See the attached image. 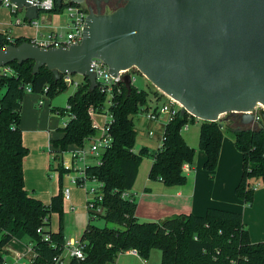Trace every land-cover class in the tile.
<instances>
[{"label":"trees","instance_id":"1","mask_svg":"<svg viewBox=\"0 0 264 264\" xmlns=\"http://www.w3.org/2000/svg\"><path fill=\"white\" fill-rule=\"evenodd\" d=\"M68 5L66 1L58 5L54 0L53 7L46 12L61 13ZM6 35L0 32V47L32 41L17 37L9 42ZM8 65L13 72L0 75V250L12 239L28 237L33 254L31 264H54L53 258L62 254L65 243L61 187L48 203L25 188L23 159L28 148L23 143L20 118L25 86L30 87V92L53 98L68 85L62 78L56 79L46 66L33 73L32 60ZM118 87L109 107L113 115L109 128L111 146L102 153L101 163H93L87 170L104 184L102 211L94 217L88 213L86 227L79 238L86 243L84 258L69 257L65 264H112L120 253L132 248L142 258H147L153 249L160 250V264H264V246L262 242L250 240L239 212L208 207L203 215L179 214L160 221L137 218V202L131 189L139 161L148 150L142 147L138 152L133 151L136 130L131 116L148 109L149 91L133 84L130 91L124 84ZM105 100L106 94L98 88L89 89V81L82 77L79 86L68 96L69 112L64 113V107L51 108L55 113L59 109L61 115L69 118L61 128V137L50 140V153H60L70 145L86 144L97 129L91 124L88 108L101 109ZM196 119L181 109L168 122L163 144L150 153L149 179L168 186L185 183L182 167L184 163H192L195 150L183 138L181 127ZM223 123L200 120L198 147L204 151L203 169L208 173L217 167L224 130L229 129ZM240 125L243 124L240 122ZM245 126L233 128L231 132L235 148L242 156V174L235 194L250 204L254 195L252 183L255 180L264 183V125ZM59 173L61 178L60 168ZM252 179L255 180L252 182ZM123 193L129 196L124 198ZM53 212L59 215L56 231L50 229ZM96 217L114 226H95L91 220ZM45 234L48 239L44 238Z\"/></svg>","mask_w":264,"mask_h":264},{"label":"water","instance_id":"2","mask_svg":"<svg viewBox=\"0 0 264 264\" xmlns=\"http://www.w3.org/2000/svg\"><path fill=\"white\" fill-rule=\"evenodd\" d=\"M1 1V0H0ZM87 4L88 0H55ZM28 20L40 11L33 0H10ZM87 6L82 39L68 47H42L33 41L0 47V66L32 60L56 79L79 74L96 87L91 60L100 59L113 76L122 72L128 91L136 68L161 93L199 120L238 114L243 125L264 107V0H124ZM264 125V110L260 109ZM256 127V126H255Z\"/></svg>","mask_w":264,"mask_h":264},{"label":"rangeland","instance_id":"3","mask_svg":"<svg viewBox=\"0 0 264 264\" xmlns=\"http://www.w3.org/2000/svg\"><path fill=\"white\" fill-rule=\"evenodd\" d=\"M110 9H107L109 11ZM112 10V9H111ZM70 30V22L68 21V26L65 29L61 30L60 33L65 36L67 32ZM131 78L132 84L139 89H144L149 91L148 101L156 102L160 105L163 102L167 101V98L164 95L159 96L160 91L156 89L152 83L145 78L136 68H130L127 71ZM76 80H81L82 76L79 74H73ZM76 90L74 85L68 84L67 88L55 95L53 98H49L46 95L36 94L30 91L24 92L23 96V107L21 110V118H20V127L22 131L26 128L25 133V146L28 148V153L25 156L26 164H25V188L27 191L33 195L41 199L44 203H48L52 193H56L59 187L64 188L68 186V174L62 175L60 178L58 170L56 167H59L61 163V159L58 158V155L61 156L60 153L50 154L48 155V150H52V145L49 143L47 145V140L45 142H41L40 140H35V135L29 133V127H34L33 119L35 118L37 121H41V127L44 132L49 131L51 139H56L61 137L62 135V126L64 121L68 120V116L65 114L59 115L53 111L51 108L64 107L67 104L68 96L71 95ZM163 94V93H162ZM39 100H43V104H39ZM263 106L260 105L258 109H262ZM236 114L226 113L220 116L219 121L224 122L223 124H227V130H224V136L221 148H224L227 144L229 147L228 154L224 156L230 157V153L234 152V159L236 161L239 160L236 168L241 167L242 158L240 157V152L235 148L233 142V134L231 129L240 128L243 125H240L239 118ZM134 122V128L136 130V136L133 146V151L138 152L142 147H146L148 150V154H145L141 157L139 161V165L137 168V175L135 178V182L133 185V193H135L134 197L137 202V214L140 215H150V207L149 200H158L160 196L161 188H166L164 183L159 180H152L148 177V172L150 170L152 159L150 157V153L154 151L158 147V143L156 139L152 136L148 135L150 130L155 131L157 121H151L146 118V112L144 110L139 111L132 116ZM104 117L101 114H93L92 121L94 124L100 125L102 124ZM200 126V120L196 119L193 122H188L181 127V134L188 145L194 148V158L190 165L196 166L199 165L202 168V157L204 158V151L198 147V130ZM25 127V128H24ZM245 127H251L246 125ZM24 128V129H23ZM88 144V142H87ZM41 146L42 152L44 154L39 156L38 150H36V146ZM68 147H72L71 145ZM40 149V148H39ZM226 150V149H224ZM225 153V151H223ZM47 158L49 159V163L51 167L48 166L46 169H38L32 172V168H36L35 164L38 160H42ZM68 159L64 157V163L68 164ZM219 161V160H218ZM25 162V161H24ZM48 162V161H47ZM35 166V167H34ZM217 168V167H216ZM184 172V171H183ZM255 179H252L253 182ZM261 186L264 185L263 182L260 183ZM85 188L78 185H70V196L71 200L63 201V233L65 242L69 241V239L73 238L75 240L79 239L84 228L86 227L88 220V211L86 208V200L91 198V194H86ZM73 204L75 206V210H70V205ZM138 214L139 220L143 221V219L149 218H141ZM155 215V214H151ZM59 215L56 212L51 213L50 215V229L56 231L58 229ZM91 223L98 227L103 226H114L112 223H106L102 217H96L91 220ZM29 243V238L24 237L22 240H13L10 244L9 249L10 252L4 254V259L2 264H18L15 262V257L13 255L12 250L23 254L26 251L27 245ZM65 259L68 257V249L64 248L62 252ZM31 254L27 256L30 261ZM161 252L158 249L151 250L149 256L147 258H142L137 255H133L130 252L120 253L115 262L112 264H160ZM25 264H31L30 262H26V259L23 260Z\"/></svg>","mask_w":264,"mask_h":264},{"label":"crops","instance_id":"4","mask_svg":"<svg viewBox=\"0 0 264 264\" xmlns=\"http://www.w3.org/2000/svg\"><path fill=\"white\" fill-rule=\"evenodd\" d=\"M15 18H26L25 11L17 9L15 13H12L9 8L1 6L0 32H6L12 38L24 37L29 39H40L51 32L60 33L61 30L65 29L66 26H68L69 21V17L65 10L61 13L40 12L37 18V26L31 23L15 24ZM157 105V101L153 103L148 101V109H152ZM148 109L144 111L146 112ZM32 124L34 125V127H29L28 132L35 135V140H40L41 142H45L47 140V145L49 146L51 140L49 131H43L40 120L37 121L34 118ZM26 128L22 131L23 143L25 142ZM156 129L157 130L154 131L153 137L156 139L157 143H159L161 130L160 123L158 121L156 123ZM222 142L224 145V141ZM41 146L42 145L38 147L36 146L35 148L36 150H38L39 156H41L42 158L44 152H42ZM50 151L51 149L48 150V155L51 154ZM223 151H225V153H223ZM228 152V144L224 148H220L217 168L212 173H208L203 169V167L200 168L199 165H196L194 167L188 164V170L184 171V174L186 175L185 183L180 185L164 186L166 188H161L160 190L162 191H160L159 196L161 198H159L158 200H149L150 215H140L138 213L141 218H149L147 220L143 219V221H160L166 217L179 214L192 213L195 215H203L208 207L227 209L241 213L243 223L246 226L250 240L252 242H262L264 246V185L261 186V181H258L259 185L254 190L253 199L250 204H247L243 200L238 198L235 194V186L241 178L242 163L241 167L236 168L239 160L236 161V159H234V157H236L234 152L230 153V157L224 156L228 154ZM240 157L242 158L241 153ZM204 160L205 154L204 158L202 157V166ZM25 164L26 160L24 158V183L26 171ZM47 164L49 166V159L47 160V158L45 157L41 161L38 160L35 164L36 168H32V172H34V169L38 170L39 168L45 170ZM131 191L132 193L134 192L133 187ZM54 194L55 193H52V195ZM133 194L135 195V193ZM135 214L139 219L140 217H138L137 214V207ZM13 240L17 239H12L7 243L6 246H4L0 250L2 263L4 259L3 255L10 252L9 249L11 248L9 247V244ZM30 246V243H28L26 251H24L23 254L12 250L15 257V262H18V264H25V262L23 261L24 259H26V262H30L27 258V256L30 255V253L28 252V248Z\"/></svg>","mask_w":264,"mask_h":264},{"label":"built area","instance_id":"5","mask_svg":"<svg viewBox=\"0 0 264 264\" xmlns=\"http://www.w3.org/2000/svg\"><path fill=\"white\" fill-rule=\"evenodd\" d=\"M37 8L40 9V12H46L53 7L54 0H33L32 2ZM4 6L11 10L12 13L17 11V7L10 2V0H1L0 7ZM65 11L69 17L70 22V30L67 32L65 36L58 32H51L47 34L45 37L37 39H31L34 43L42 47H59L65 46L68 47L71 44L79 43L82 39L83 34V26L85 17L87 15V8L84 5L80 4H71L65 8ZM38 13V16H39ZM38 18V17H37ZM28 20L27 18H15V24H26L31 23L35 26L38 25V19ZM6 39L9 42L13 41V38L6 35ZM91 69L95 73L96 79V87L106 94L105 106L101 109H97L94 107L88 108V114L91 117V124L96 129V133L90 138L88 144L83 145H73L72 147H67L65 150L61 151V156L58 155V158L61 159V163L59 168L62 169V175L68 174V186L61 189L62 192V200L70 202V185H78L80 187L85 188L86 194H91L92 197L86 200V208L88 213L91 216H97L101 211L102 207L100 205L103 199V182L98 180L95 176H92L88 173V168L91 164H100L102 153L111 146L112 136L110 134V124L113 121V115L110 111V106L113 104V96L114 90L117 88L119 91V84H123L121 80V75L123 71H120L116 76H113L109 73L107 66L98 58H93L91 60ZM13 72L12 68L6 64L0 66V75H7ZM83 77V76H82ZM63 81L68 85H74L75 87L79 86L81 80H76L73 74H63L61 75ZM132 81V80H131ZM26 91H30L29 86H25ZM167 101L163 102L160 105L155 106L154 108H149L146 111V118L151 121H158L160 123V139L158 143V147L163 144L164 141V130L168 122H170L179 110L182 109L180 103H178L173 98L163 94ZM39 104H43V100H39ZM261 104H257L254 109V119L253 122L249 125L253 128L262 123L261 116L259 114V109ZM264 110V107L262 108ZM64 113L69 112L70 105L66 104L63 108ZM56 113L60 114L59 109L56 110ZM67 114V113H66ZM93 114H101L104 117L102 124L97 125L92 121ZM68 116V115H67ZM69 118V116H68ZM67 121V120H66ZM64 121L63 126L66 124ZM149 136L154 135V131L150 130L148 132ZM64 157L68 160V164L64 163ZM188 163L183 164V171L188 170ZM59 168H55L59 172ZM60 175V173H59ZM258 181L255 180L252 183V188L255 190L258 187ZM129 195L127 193H123L122 197L127 198ZM70 210L74 211L75 206L73 204L70 205ZM38 233H42L41 228L37 229ZM48 235L45 234L44 238L48 239ZM85 246L86 243L80 239H69V241L64 243V248L68 249V257H74L77 259H83L85 256ZM28 252L33 256L31 246L28 248ZM130 252L133 255H137L138 251L134 248L126 251ZM140 257V256H139ZM63 254L56 256L53 258L54 264H65L66 260Z\"/></svg>","mask_w":264,"mask_h":264},{"label":"flooded vegetation","instance_id":"6","mask_svg":"<svg viewBox=\"0 0 264 264\" xmlns=\"http://www.w3.org/2000/svg\"><path fill=\"white\" fill-rule=\"evenodd\" d=\"M103 2L106 3V9H115L117 7H119L120 5H122L124 3V0H101ZM86 8L88 5H91L93 7H95V4L93 3V0H88L87 4H83ZM237 117L239 118V115H237ZM240 119V118H239Z\"/></svg>","mask_w":264,"mask_h":264}]
</instances>
